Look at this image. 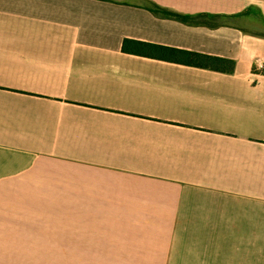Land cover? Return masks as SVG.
<instances>
[{"label":"crops","instance_id":"0c3cea01","mask_svg":"<svg viewBox=\"0 0 264 264\" xmlns=\"http://www.w3.org/2000/svg\"><path fill=\"white\" fill-rule=\"evenodd\" d=\"M259 63L264 0H0V264L37 263L38 189L66 264H264Z\"/></svg>","mask_w":264,"mask_h":264},{"label":"rangeland","instance_id":"374dc122","mask_svg":"<svg viewBox=\"0 0 264 264\" xmlns=\"http://www.w3.org/2000/svg\"><path fill=\"white\" fill-rule=\"evenodd\" d=\"M65 192L66 189H38V225L28 226L25 232L38 235L36 264H66ZM27 258L12 259V263L35 264L34 258Z\"/></svg>","mask_w":264,"mask_h":264},{"label":"trees","instance_id":"16d2710c","mask_svg":"<svg viewBox=\"0 0 264 264\" xmlns=\"http://www.w3.org/2000/svg\"><path fill=\"white\" fill-rule=\"evenodd\" d=\"M128 44H133L136 47H149V48H156V45H152V44H147L144 42H140V41H134V40H124L123 42V49L124 50H128L129 48L127 47ZM160 48V47H159ZM162 48V47H161ZM168 49V48H167ZM171 51H176L171 49ZM184 54V56L187 59H190L192 61L193 64H196L198 66H210L212 68H216V69H224L227 68V64H225V62L229 63L228 65V69L231 70L232 66H233V62L231 60L225 59V58H219V57H211V56H206V55H202L199 53H194V52H188V51H180ZM264 73V70L262 71Z\"/></svg>","mask_w":264,"mask_h":264},{"label":"built area","instance_id":"2783aa9c","mask_svg":"<svg viewBox=\"0 0 264 264\" xmlns=\"http://www.w3.org/2000/svg\"><path fill=\"white\" fill-rule=\"evenodd\" d=\"M257 67H258L259 69H261V70H264V65L261 64V63H259V64L257 65Z\"/></svg>","mask_w":264,"mask_h":264}]
</instances>
